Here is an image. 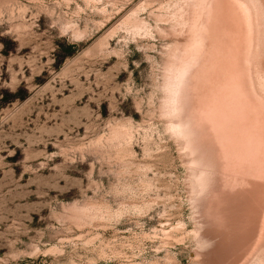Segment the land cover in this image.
Returning a JSON list of instances; mask_svg holds the SVG:
<instances>
[{
  "label": "rangeland",
  "instance_id": "374dc122",
  "mask_svg": "<svg viewBox=\"0 0 264 264\" xmlns=\"http://www.w3.org/2000/svg\"><path fill=\"white\" fill-rule=\"evenodd\" d=\"M0 264H264V0H0Z\"/></svg>",
  "mask_w": 264,
  "mask_h": 264
}]
</instances>
